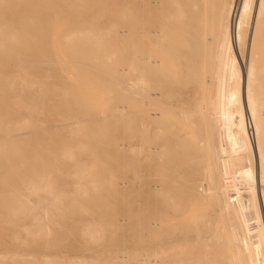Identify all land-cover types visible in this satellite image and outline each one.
Listing matches in <instances>:
<instances>
[{
    "label": "bare ground",
    "instance_id": "bare-ground-1",
    "mask_svg": "<svg viewBox=\"0 0 264 264\" xmlns=\"http://www.w3.org/2000/svg\"><path fill=\"white\" fill-rule=\"evenodd\" d=\"M92 1L0 0V184L7 190L3 197L5 213L11 214L0 219V235L14 227L17 220L26 214H32L28 224L13 230L16 242L8 243L9 248L2 245V264H27L30 259H34L36 264L40 259L50 263L43 248L35 254L22 251L27 246L18 239L21 233H34L41 236L36 237L37 240H46L53 215L70 226L71 216L66 206L59 207V204L76 205L81 198L78 183L74 186L73 198L61 197L66 193L63 190H52L53 181L40 166L48 159H40L34 165H23L15 175L3 174L15 169L17 155H53L58 171L69 173L70 169H75L77 178L79 169L87 170V166L82 167L79 163L70 165L66 158L72 155L97 152L100 155H121L126 159V150L129 155L137 157L151 151L143 143L136 145L130 139L122 144L114 138L113 132L128 138L139 132L136 125L127 119L123 105H118L111 115L116 124L112 130L91 129L86 120L77 119L79 103L55 90V84L66 85L71 90L77 87L72 79L65 77L71 68L81 74L90 72L98 77L114 79L122 95L129 91L138 93L146 80L155 88L159 87V91L147 90L144 94L148 102L161 103V94L167 100L164 106L170 114L165 128V143L173 155H165L163 165L174 173L173 179L188 182L194 162H197L200 173H206L213 166V155H179L195 146L191 138L193 132L187 129V123L200 113L215 127L216 118H220L223 143L228 148L246 152L245 158L250 160L253 175L250 181L258 182L253 185H264L261 183L264 181V84L256 83L257 80L262 83L264 77L261 81V71L258 73L264 69V65L258 62V52L264 53V37H261L263 43H259L260 38H257V34L262 33L258 32L261 26L264 28V18L261 19L264 0H256L254 9V0H132L131 9L126 2L116 5L113 10L114 27L99 26L98 23L103 24L104 21L99 20L98 15L89 19L83 17ZM72 9L76 15L72 20H63L64 25L58 29L45 27L47 17ZM129 14V27L120 28L128 24ZM80 23L86 26L76 28ZM109 33H112L114 44L108 41L98 43L103 35ZM207 33L217 35V52L212 63L215 93L212 94L205 75L198 82L195 71V55L199 46H202L203 60L206 57L208 41L205 43L204 37ZM245 44L248 47L246 52ZM259 44L263 47H258ZM112 54L116 55L114 65ZM158 55L165 59L164 69L158 66ZM260 57L261 62L264 61V56ZM196 90L201 93L199 101L193 99ZM18 95H27L28 106L13 111L4 121L5 110L13 109ZM34 95L36 98L32 99ZM158 114V111L150 112L143 107L140 118L149 125L158 121ZM27 126L31 128L24 131ZM47 143L51 144L50 149L43 150ZM210 146L202 144L199 150L204 153L213 148ZM252 154L258 155L256 177L251 164ZM144 156L155 159V155ZM232 161L230 159L228 164L234 163ZM135 162L128 165H132L137 174ZM232 174H235L233 170ZM162 197L165 202H170L179 216L178 220L163 243L166 248L150 252L136 250L135 264H264V188L255 190L250 196L235 193L236 207L226 198L220 205L200 207L195 181L186 185L184 193L176 191L175 195ZM89 198L101 199L102 196L94 193ZM185 210L186 216L180 218ZM81 211L77 209V212ZM236 212L242 223L241 232ZM93 229L87 226L83 231ZM148 233L155 236L156 230L148 229ZM75 262H78L77 258ZM126 262L127 256L122 253L113 257L112 264Z\"/></svg>",
    "mask_w": 264,
    "mask_h": 264
},
{
    "label": "rangeland",
    "instance_id": "rangeland-1",
    "mask_svg": "<svg viewBox=\"0 0 264 264\" xmlns=\"http://www.w3.org/2000/svg\"><path fill=\"white\" fill-rule=\"evenodd\" d=\"M209 1L213 2V0ZM221 1L226 2L228 0ZM122 2H126L130 7L129 9H131L132 0H94L89 7L85 9V13L82 15L83 17L85 16L86 19L91 18L92 15H98V19L104 21L103 24L98 23L99 26L114 27L115 16L113 10L117 4H121ZM253 4L254 9L256 8V0H254ZM111 11L113 12L111 13ZM130 14L128 15V24L122 25L120 28L126 29L129 27ZM74 17H76L74 9L65 11V13L52 14L47 17V24L45 27L51 30L58 29L64 25L62 23L63 20H72ZM262 18H264V14L261 15V19ZM80 19H82V16H80ZM262 21L264 22V19H262ZM85 26L86 24L80 23L75 27L84 28ZM260 29L261 31L258 32L259 34L262 32V36L257 34V38L261 40V37H264V28L261 26ZM210 36L211 35L207 33L204 37L205 43L208 41L206 43L207 52L205 60H203L202 46H199L198 53L195 55V71L197 75L196 80H198V82L202 79V76L205 75L208 81L207 87H209V93L212 94L213 92L215 93L212 84L214 76L213 59L217 52V35L213 33V35ZM111 37L112 33L103 35L98 43L105 44V42L108 41L110 44H114ZM260 40L259 43H263L262 40L264 39L261 40L262 42ZM256 44L258 45V43ZM260 45L263 47L264 43L263 45L259 44L258 47H261ZM247 48V44H245V52ZM262 51H264V49H262ZM236 52L237 59L240 60L237 49ZM258 54V62L264 65V61L261 62L260 57V55L263 57L264 53L259 51ZM115 57L116 55L112 54L111 60L113 65L115 64ZM157 58L159 59V68L164 69V57L158 55ZM262 60H264V58H262ZM263 70L262 68L258 71V73L261 71L262 74L259 75L260 78L258 76L256 77L261 81L263 78L262 83H259V80L256 79V83L260 85L264 84V77H262L264 76ZM65 77H67V80L72 79L77 87L71 90L66 85L61 86L60 84H55V90L58 93L70 97L73 99V102L77 101L79 103L80 113L77 115V119L86 120L91 129L99 127L100 129L102 128V130H112L115 129L116 124L111 115L116 112L118 105H123V111L126 113L127 119L130 120V124L136 125L139 132L132 138L121 136V134L113 132L115 134L114 138L122 144L128 143L130 139L131 142L136 145L143 143V146H146L145 148L150 147L151 151L149 154L145 152L141 153L139 157H137L136 155H129L130 152L126 150L125 158L127 160L121 155H100L97 152H92L89 155H72V157L66 158L70 165L73 166L74 163H76V165L79 163L80 165L82 164V167L87 166V170L81 171L79 169V176H77V178L74 176L75 169H70L69 173H65L63 170L58 171L54 166L53 155H17L15 169L12 172L5 171L3 174L15 175L19 170H22L23 165L29 163L34 165L40 159H48L47 162L40 166L44 167L43 172L46 171L49 173L50 179L53 181L51 185L52 190H63V192L66 193L60 195L61 197L67 196L73 198L74 186L77 183L79 184L78 191L81 198L76 205H66L64 202L59 204V207L66 206V210L69 216H71L72 222L70 226H67L59 216L53 215L49 222L50 228L47 231L46 240H37L36 237L41 236H35L34 233H21L22 235L18 240L24 242L23 245L27 246L24 247L22 251L24 250L35 254L37 250L43 248L49 255L48 261H50V263H44L40 259L38 261L39 264H112L113 257H115L116 254L122 253L127 256L126 264H135L134 257L136 250L150 252L154 249L159 250L160 248H166L163 243L167 240L172 225L178 220V214L169 205L170 202L168 203L162 200V196L167 197V195H175L176 191L184 193L186 185L192 184V182L195 181L198 188V205H200V207L209 204L220 205L224 198L229 200L233 207H236L233 199L235 193L239 192L243 195L250 196L255 190L257 191L264 188V185H253L258 182L250 181L253 175L251 173V167L249 166L250 160L249 158L246 159V152L240 149L228 148V146L226 147L225 143H223L221 138L220 118L219 120L216 118V127L210 119L202 118L203 116L200 115V113L196 114L193 120L187 123V129L193 132L191 138L195 146L192 150L185 149L181 151L179 155H213L214 163H212L213 166L209 171L206 170V173H202L201 171L200 173V169L197 167L198 164H196L197 162H194L193 164L195 167L193 172H190L188 182L177 181L173 179L174 173L163 165L165 162V155H173L170 154L168 146L165 143V128L167 127L170 114L168 109L164 106L167 100L164 94H161L159 95V101H161V103L156 104L148 102L144 94L147 90L150 92L159 91V87L155 88L153 83L146 80L143 82L144 88L138 93L129 91L126 95H122L120 89H118L119 87H116L114 79L98 77L90 72H82L81 74L79 71H75L74 68L68 70ZM54 81L56 82V77H54ZM26 96L27 95H18V102L12 107L13 109L9 107L5 110L4 121H6L13 111L28 106ZM200 96L201 93L199 90H196L193 99L199 101ZM35 98L36 96L34 95L32 99ZM31 106L34 107L33 105ZM143 107L147 108L150 112L158 111L160 113L157 117L158 121L149 125L146 121L144 122L140 118L141 109ZM28 108L29 107H27V109ZM30 128L31 126H27L23 130L27 131ZM116 130L120 131L119 128ZM70 143H73V140H71ZM263 143L264 141L262 144ZM202 144H206L207 146L211 145L210 148L213 147L210 149L212 152L210 150L204 153L201 152L199 149H201L200 146ZM216 145L217 148H215ZM50 147L51 144L47 143L44 145L43 150L50 149ZM214 150L217 152L215 153ZM224 151L226 153H224ZM143 155H155V159L151 156L149 158H145V156L142 157ZM253 156L254 154L251 156V164L252 168L254 167L255 169L254 172L256 177L257 169L255 166L257 164L256 157L258 159V155ZM235 158H239V160L236 161ZM230 159L234 162L231 165L228 164ZM135 161H137V174L132 165H128L136 163ZM248 168L249 171H247ZM232 170L235 174H232ZM229 173L231 176L228 177ZM244 174L248 175V177L246 178ZM194 177H196V180ZM261 183H264V181ZM6 193L7 190L4 185L0 184V219L7 218V215L10 217L11 215L10 213H5L6 202L3 201V197ZM94 193H98L102 198H89L90 195ZM148 194L151 195L150 198ZM172 202L174 203V201H171V203ZM76 208H80L82 211L77 212ZM186 212L185 210L180 218H184ZM31 215L32 214H26L24 218L17 220L14 227L4 230V234L0 235V250L4 249L2 245L8 247V243L16 242V238L12 235L14 232L13 230L17 229L18 226L21 228L28 224ZM235 217H237L241 232L242 223L238 212H236ZM87 226L90 227V229H94L87 232L83 231ZM148 229L156 230V235L149 234ZM12 251L17 250L12 249ZM75 258H77L78 262H75ZM2 263L3 261L0 260V264ZM27 264H36V262L34 259H30L27 261Z\"/></svg>",
    "mask_w": 264,
    "mask_h": 264
}]
</instances>
